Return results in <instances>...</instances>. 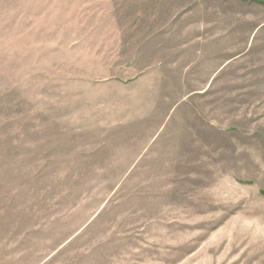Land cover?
<instances>
[{
  "label": "rangeland",
  "instance_id": "374dc122",
  "mask_svg": "<svg viewBox=\"0 0 264 264\" xmlns=\"http://www.w3.org/2000/svg\"><path fill=\"white\" fill-rule=\"evenodd\" d=\"M264 0H0V264H264Z\"/></svg>",
  "mask_w": 264,
  "mask_h": 264
},
{
  "label": "trees",
  "instance_id": "16d2710c",
  "mask_svg": "<svg viewBox=\"0 0 264 264\" xmlns=\"http://www.w3.org/2000/svg\"><path fill=\"white\" fill-rule=\"evenodd\" d=\"M264 193V192H263Z\"/></svg>",
  "mask_w": 264,
  "mask_h": 264
}]
</instances>
